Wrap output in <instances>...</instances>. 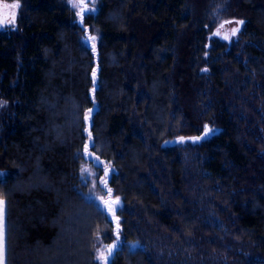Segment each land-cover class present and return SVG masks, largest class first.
I'll return each instance as SVG.
<instances>
[{"label":"trees","instance_id":"obj_1","mask_svg":"<svg viewBox=\"0 0 264 264\" xmlns=\"http://www.w3.org/2000/svg\"><path fill=\"white\" fill-rule=\"evenodd\" d=\"M0 1L20 3L0 29V185H22L11 264H98L94 246L113 243L82 192L85 127L123 204L109 264H264V0H99L83 19ZM222 19L244 21L230 42L212 36Z\"/></svg>","mask_w":264,"mask_h":264},{"label":"snow or ice","instance_id":"obj_2","mask_svg":"<svg viewBox=\"0 0 264 264\" xmlns=\"http://www.w3.org/2000/svg\"><path fill=\"white\" fill-rule=\"evenodd\" d=\"M75 6V5H74ZM12 8H18L19 5L13 4L11 5ZM97 9L95 7L85 10L84 7L80 8V11L77 12V16H80L81 19H83L84 16H88L90 12H95ZM13 20L12 23L15 22V12L12 13ZM0 23H3V21H0ZM237 25L244 24V21H236ZM10 30V29H9ZM84 30L83 28L81 29ZM240 31L239 27L233 28L231 31V36H236L237 33ZM220 33L217 32L215 35H219ZM225 40L230 39L229 36L225 35L223 37ZM86 42H91V48L93 52H96L97 49V36L96 35H89L86 38ZM206 71V69H205ZM92 78H93V85H96L98 83L97 80V70L93 69L92 71ZM93 92L96 91V88L94 87L92 89ZM95 104V101L93 100V105ZM95 112V108L89 107L83 114V121L86 124L91 125L93 123L92 118ZM84 131L87 133V142L83 146V156L82 159L87 157L89 158V162L91 163L93 160L95 163H92V168L95 169V173L93 171H90L88 168H81V174L93 177V187H96V181H95V175H99V168L98 165H104L103 168V176L100 177L99 183H100V190L104 192L106 190L107 198L102 195L99 197V201L102 203V206L104 209H106L107 213L111 214V220L106 221V223L111 224L112 222H115V234H116V240L111 244L107 245L106 247H99L94 246L95 248V261L98 262V264H109L110 258H112L115 255V250L119 246L120 241V232H121V221L120 216L117 215L118 212H121L123 210V204L122 199L119 196H116L115 199L112 198L113 196V189L109 187V181L111 179L112 173H114V169L111 168V165L109 163H106L100 159L98 155H95L93 151L90 149L95 148V139L91 132V127H85ZM210 131L207 125H205V134L204 136H196L189 138L192 143H196L198 141H201L202 139L206 138ZM179 143L183 144L185 143V138L180 137L178 140ZM2 171H0V175H2ZM39 185L33 183L29 185V188L38 187ZM47 187V185H44ZM13 189H22V185L16 184L13 185L12 188H8L7 184L0 185V190H3V195H0V264H11L9 258H8V238L10 235V204H11V196ZM91 191V190H90Z\"/></svg>","mask_w":264,"mask_h":264},{"label":"rangeland","instance_id":"obj_3","mask_svg":"<svg viewBox=\"0 0 264 264\" xmlns=\"http://www.w3.org/2000/svg\"><path fill=\"white\" fill-rule=\"evenodd\" d=\"M59 1L69 5L72 8H74L76 13L80 11L81 7H84L86 11L91 9V8H93V7H95L97 9L98 8V3H99V0H59ZM13 4L19 5L20 3H18L17 1H0V21H3V23H0V29L4 28L6 26H12L13 27V26H15L17 24V14H18V8L19 7L14 9V8L11 7V5H13ZM14 12H15V18H14L15 22L12 23V20H13L12 13H14ZM240 20L241 19H229V20L222 19V20H220L218 22V24L215 26V28H214V30L212 32V36L217 37V38H219L221 40H224L226 42H230L231 40L237 38V36H238V34L240 32L239 31L236 36H231L232 29L236 28V27H239V29L241 30V28L243 26V24L242 25H237L236 21H240ZM217 32H219L220 34L219 35H215ZM89 35H96L97 36V40H98V33L97 32L90 33V32L86 31V34L83 37L85 42H86L87 36H89ZM225 35L229 36L230 39L225 40L223 38ZM86 44L91 47V42H86ZM93 53L96 54V52H93ZM94 69L97 70V67L94 68ZM94 87H95V85H94ZM92 93H93V91H92ZM209 130H213V131H210L209 134L207 135V137H210L212 134H214L217 131V130L212 129V128L209 129ZM204 134H205V131L200 136L203 137ZM191 137H196V136L184 137L185 138V143H183V144L178 142L180 137H177V138L170 139V140L164 142V145H175V144H178V145L190 144V145H192V144L199 143V142H201L202 140L205 139L204 138L201 141H198L196 143H192L191 140L189 139ZM102 161H104V160H102ZM92 163H95V161L93 160L90 163L89 162V158L85 157L83 163L81 164V168L82 167L83 168H88L90 171H93V173H95V169L92 168ZM81 168H80V178H81V183L84 186V190H82L84 197L86 199H88V200L94 201L104 212H106V209L103 208L102 203L98 199L102 195L105 197V199L107 198L106 190L104 192H102L100 190V183H99L100 177L103 176L104 165H98V168H100V170H102V171L99 170V175H95V177H94L95 181H96V187L95 188L93 187V177L88 176L87 174L82 175L81 174ZM2 173H4V172L2 171ZM1 176H3V174L0 175V177ZM115 197L116 196L114 195V192H113L112 198L115 199ZM107 215L111 218V214L110 213H107ZM113 224H114V236H115L114 241H115L116 240L115 222H113ZM122 244H123V237H122L121 232H120L119 246H121ZM139 244L140 243L138 241H136V242H134L132 244V246L133 247L134 246H138ZM106 246H107V244H102L99 247H106Z\"/></svg>","mask_w":264,"mask_h":264},{"label":"clouds","instance_id":"obj_4","mask_svg":"<svg viewBox=\"0 0 264 264\" xmlns=\"http://www.w3.org/2000/svg\"><path fill=\"white\" fill-rule=\"evenodd\" d=\"M0 195H3V190H0ZM10 213L15 214V210H14L12 204H10ZM13 242H14V237H13V235L10 233L9 238H8V247H11L12 244H13ZM69 255H72V253L69 252Z\"/></svg>","mask_w":264,"mask_h":264},{"label":"water","instance_id":"obj_5","mask_svg":"<svg viewBox=\"0 0 264 264\" xmlns=\"http://www.w3.org/2000/svg\"><path fill=\"white\" fill-rule=\"evenodd\" d=\"M112 243L108 244V245H111Z\"/></svg>","mask_w":264,"mask_h":264}]
</instances>
